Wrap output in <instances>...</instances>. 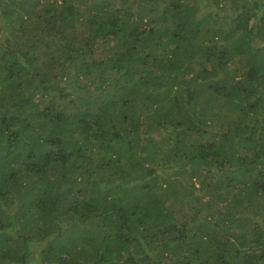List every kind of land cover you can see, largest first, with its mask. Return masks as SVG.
Returning <instances> with one entry per match:
<instances>
[{
  "label": "trees",
  "instance_id": "trees-1",
  "mask_svg": "<svg viewBox=\"0 0 264 264\" xmlns=\"http://www.w3.org/2000/svg\"><path fill=\"white\" fill-rule=\"evenodd\" d=\"M94 1L0 0V264H264V0Z\"/></svg>",
  "mask_w": 264,
  "mask_h": 264
},
{
  "label": "rangeland",
  "instance_id": "rangeland-1",
  "mask_svg": "<svg viewBox=\"0 0 264 264\" xmlns=\"http://www.w3.org/2000/svg\"><path fill=\"white\" fill-rule=\"evenodd\" d=\"M96 1V0H95ZM94 1V2H95ZM93 2V3H94ZM152 16H153V14H150V15H148L146 18H145V20L146 21H149V23H151V18H152ZM148 19V20H147ZM145 20H144V22H145ZM154 118H150L149 119V121H152ZM154 123H155V120L153 121ZM161 128V127H160ZM159 131H162V132H165L163 129H160ZM164 134V133H163ZM163 134H161V135H163ZM160 136V135H159ZM174 141L173 140H171L170 141V143H173ZM164 147H165V145H164ZM154 153V155L155 156H159V157H161L162 158V161H165V163H162V167H161V172H162V175H161V177H162V179L161 180H163V178H166V174L164 173V170L165 169H168V170H170L171 168L169 167V164H172V166H173V158L171 157V156H168V154L167 153H165L166 154V157H165V155L163 156V154H164V152H162V151H155V152H153ZM163 153V154H162ZM180 166V165H179ZM177 166V165H174V168H176V170L172 173H169L170 174V177L171 178H173L174 180V182L177 184V185H184V184H186V183H189V184H191V183H194L195 185H197V186H199L200 185V182L198 181L199 179H198V177H197V173H195V175L194 176H189L186 172H185V169L189 166V164H185V165H182V166ZM195 172H196V170H195ZM161 184V183H160ZM179 207H180V205H179ZM187 207V206H186ZM184 210L185 209H182V210H180V211H176V214L179 216V217H182L183 216V214H184Z\"/></svg>",
  "mask_w": 264,
  "mask_h": 264
}]
</instances>
